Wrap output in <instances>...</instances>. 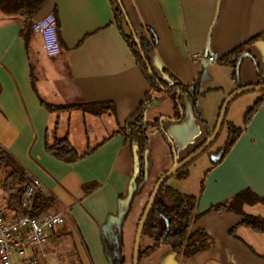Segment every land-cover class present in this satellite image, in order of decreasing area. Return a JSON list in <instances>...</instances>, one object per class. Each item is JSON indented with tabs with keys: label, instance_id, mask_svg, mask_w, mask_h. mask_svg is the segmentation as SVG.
<instances>
[{
	"label": "crops",
	"instance_id": "1",
	"mask_svg": "<svg viewBox=\"0 0 264 264\" xmlns=\"http://www.w3.org/2000/svg\"><path fill=\"white\" fill-rule=\"evenodd\" d=\"M120 1L139 38L150 41L151 31L155 33L156 47L149 58L166 84L174 83L170 74L187 85L200 78L201 94L195 103L187 93L180 94L182 121L171 93L162 108L146 107L149 124L158 115L166 117L162 124L154 122L165 129L176 152L166 172L175 155L178 161L184 159L206 142L232 92L264 83V40H253L264 33V0ZM49 14L59 22L62 53L56 57L45 54L40 35L30 29L32 21ZM125 26L112 0H49L30 20L0 11V147L29 178L41 182V193L54 201L51 210L67 218L65 227L52 233L41 264H117L118 256L128 264L143 210L165 173L154 178L145 198L134 195L135 156L122 128L147 94L153 100L159 95L151 91L137 65L123 34ZM240 46L251 58L243 59L236 79V69L220 59ZM213 54L219 59L209 64L204 58ZM246 96L236 97L227 111L240 101H256L253 107L264 91L257 99ZM97 103H110L113 109L95 114L50 108ZM245 115L242 132L218 163L208 154L209 165L202 173L193 175L187 169L186 176L168 183L198 197V218L191 231H206L212 247L187 258L161 245L153 251L159 254L154 257L158 264H264V232L240 225L245 215L264 217V101L247 126ZM54 137H67L84 156L73 162L56 157L47 149ZM243 192L249 200L243 214L213 209ZM0 206L7 219L16 216L1 192ZM120 221L125 241L120 238ZM148 240L146 248L153 244ZM152 253L145 255L146 264H153Z\"/></svg>",
	"mask_w": 264,
	"mask_h": 264
},
{
	"label": "trees",
	"instance_id": "2",
	"mask_svg": "<svg viewBox=\"0 0 264 264\" xmlns=\"http://www.w3.org/2000/svg\"><path fill=\"white\" fill-rule=\"evenodd\" d=\"M48 1L49 0H0V11L6 16L25 17L27 20H30V18ZM112 3L119 22L122 23L123 19H125L126 28L123 29V34L135 56L139 69L150 86L151 91L165 90L166 92L171 93L175 99L178 95V91L185 92L193 98L195 103L200 94V78L195 80L193 85H187L179 82L172 74H170V76L174 78V83L172 85L166 84L158 74L154 72L149 58V54L156 47L157 37L155 33L151 31L152 39L150 41L144 38H139L127 19L121 1L112 0ZM253 40H264V33ZM245 53H248L246 47L240 46L220 59V63L231 65L236 69L240 57ZM253 61L257 73L260 75L259 66L255 60ZM234 75L235 78L238 79L239 75L236 70ZM192 87L193 91L190 93ZM152 100L151 94H147L146 99L141 104L139 110L126 121L122 128L127 144H129L134 151L136 169L135 182L141 181L145 177V154L149 145L148 132L151 127L158 125L157 123L149 124L145 121V109ZM263 101L264 97L247 111L244 120L245 126L248 125L253 113ZM50 108L52 111L80 108L84 111L93 112L95 114H101L102 112H105L107 108L113 109L110 103L69 105L64 107L51 106ZM175 109L178 114V120L182 121L183 108L179 102L176 103ZM242 130V128H236L233 125L230 126L229 138L223 147L224 153L235 143ZM166 140H169V137H166ZM47 149L56 157L68 162L76 161L84 156L77 152L67 137L62 139L54 137L52 143H47ZM171 149L174 156V146H171ZM182 170H180L176 176H186L187 172ZM0 171L3 172V177L0 179V192L4 195L7 207L17 215L21 212L22 200L26 187L30 183V178L26 175L24 169L16 164L1 147ZM247 200L248 192H243L237 195L234 199L213 207V209L243 214L242 207ZM256 200L260 199L256 198ZM197 204L198 197L180 193L171 188L167 181L159 191L143 232V236H148L153 241V244L144 250L141 249L140 258L143 255L152 253L161 245H169L176 254H183L187 258L211 248L213 245V239L206 231L201 229L191 231L193 221L198 218V215L196 214ZM53 206V199L39 192L34 197L33 208L30 215H40L53 209ZM165 219L170 222L171 230L165 239V242L161 243L166 232ZM240 225L249 227L255 232L263 233L264 217L245 215ZM233 231L234 230H231V232Z\"/></svg>",
	"mask_w": 264,
	"mask_h": 264
},
{
	"label": "built area",
	"instance_id": "3",
	"mask_svg": "<svg viewBox=\"0 0 264 264\" xmlns=\"http://www.w3.org/2000/svg\"><path fill=\"white\" fill-rule=\"evenodd\" d=\"M30 29L38 33L48 57L62 53L59 35V22L54 14L32 21ZM205 61L216 64L219 57L207 55ZM38 179L30 178L21 204V212L7 219L0 206V264H41L47 257L45 248L52 242V233L62 229L67 223L65 213L49 210L37 216H31L34 197L41 192Z\"/></svg>",
	"mask_w": 264,
	"mask_h": 264
},
{
	"label": "rangeland",
	"instance_id": "4",
	"mask_svg": "<svg viewBox=\"0 0 264 264\" xmlns=\"http://www.w3.org/2000/svg\"><path fill=\"white\" fill-rule=\"evenodd\" d=\"M158 93L157 95L159 96H154V100L149 104L150 108L152 104H155L156 107L154 109H159L162 108V106L169 101V94L168 92H166L165 90H157ZM263 91H254V92H250V93H245L243 95H247L246 97H249V95H254L253 98H259L262 96ZM201 94V93H200ZM156 95V93H155ZM160 95H165L164 98H161ZM200 97V96H199ZM172 98V102L173 105H176V103H178V98L171 95ZM256 101H252V103L250 101L248 102H238L239 104H234L233 109L234 110H230L231 112L229 113L227 111L226 114V118H225V123L221 129V132L219 134V137L217 138V140L215 141V143L210 147V149L203 153L201 156H199L197 159H195L194 161H192L191 163H189L186 167L183 168L182 171H186L187 169L190 170L191 173H195V171H197V173H202L205 169L206 166L209 165V160H208V154L210 152H215L217 150H219L220 148H222L225 143L227 142L228 138H229V125L233 124L235 125L236 128H239L242 126L243 123V118L244 115L246 114L248 108L252 107V105L255 103ZM152 109V108H151ZM146 110V109H145ZM166 117L164 115H158V119L156 120L158 122V124H162V120L165 119ZM146 121V120H145ZM154 121V122H156ZM147 123H149V121H146ZM153 122V123H154ZM159 126H153L149 129L148 135H149V145L145 154V159H146V166H145V175L146 178L144 177L143 180L135 182V188H134V195H136V197L140 196L145 198V195L149 192V190L152 188V184L154 183V178H158V176L161 174V172H165L166 168L170 166V162H171V158H172V149H170V146L172 145L171 140H166V137H168L165 129L163 127ZM169 144V146H168ZM169 147V148H168ZM175 151V150H174ZM176 154V152H175ZM176 156V155H175ZM185 159V158H184ZM183 159H179V161H181ZM173 166V165H172ZM171 166V168H172ZM170 168V169H171ZM169 169V170H170ZM167 172V171H166ZM165 172V173H166ZM196 173V175H197ZM162 176V175H161ZM176 177L179 176H173L172 178H170L168 180V183H172V181H174L176 179ZM136 200V199H135ZM119 224V231H120V238L121 240L125 241V231H124V222L122 224V221H120ZM122 226V228H121ZM135 238V237H134ZM148 239H150L148 236H143L142 240H141V249L144 250L146 249L147 246V242L149 241ZM165 247V246H162ZM158 252H153L151 254V259L153 261V264H158L157 262V258L154 257H158L159 254H156ZM156 256H153L155 255ZM133 256V253L132 255ZM118 263L117 264H124L123 260L121 261L120 256H118ZM147 260L145 255H143L140 258V264H146ZM128 264H132L131 259H128Z\"/></svg>",
	"mask_w": 264,
	"mask_h": 264
},
{
	"label": "water",
	"instance_id": "5",
	"mask_svg": "<svg viewBox=\"0 0 264 264\" xmlns=\"http://www.w3.org/2000/svg\"><path fill=\"white\" fill-rule=\"evenodd\" d=\"M246 57H250L251 56L249 54H244L240 57L238 63H237V67H236V71L237 74L239 75V68L240 65L243 61L244 58ZM254 91H264V84L261 85H256V86H247V87H241L239 89H237L236 91L232 92L224 101L221 109H220V113H219V117H218V121L217 124L213 130V132L211 133V135L208 137V139L206 140V142L199 147L196 151H194L193 153H191L188 157H186L185 159L178 161L177 157L175 156L174 158V164L172 166V168L170 170H168L166 173H164L156 182L152 193L150 195V198L147 202V205L143 211V214L140 218L138 227H137V231H136V235H135V240H134V248H133V256H132V264H140V251H141V240L143 237V232H144V228L146 225V222L148 220V217L151 213V210L154 206L155 200L159 194L160 189L162 188V186L173 176H175L180 170H182L184 167H186L189 163H191L192 161H194L195 159H197L199 156H201L203 153L207 152V150L215 143V141L217 140V138L219 137V134L221 132V129L224 125L225 122V116L227 113V109L229 107V105L231 104V102L238 96L246 93V92H254ZM181 94V91H178V95L177 98L179 99ZM165 119L162 120V122H164ZM223 157L222 153L219 155L216 154H212L210 156V160L212 161V163L216 164L218 163L221 158ZM166 221V232L161 240V243L165 242V239L167 238L168 234L170 233L171 227H170V222L165 219Z\"/></svg>",
	"mask_w": 264,
	"mask_h": 264
},
{
	"label": "flooded vegetation",
	"instance_id": "6",
	"mask_svg": "<svg viewBox=\"0 0 264 264\" xmlns=\"http://www.w3.org/2000/svg\"><path fill=\"white\" fill-rule=\"evenodd\" d=\"M210 149V148H209ZM208 149V150H209ZM207 150V151H208ZM222 153V155H224V151H223V149L221 148V149H219V150H217L216 152H214V153H209V158H210V156L212 155V154H216V155H219V154H221ZM211 161V160H210Z\"/></svg>",
	"mask_w": 264,
	"mask_h": 264
}]
</instances>
